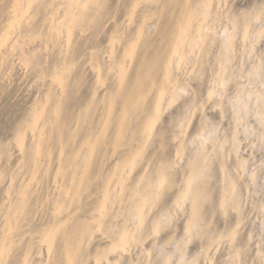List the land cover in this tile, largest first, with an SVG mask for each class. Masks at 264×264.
Masks as SVG:
<instances>
[{
  "label": "bare ground",
  "instance_id": "obj_1",
  "mask_svg": "<svg viewBox=\"0 0 264 264\" xmlns=\"http://www.w3.org/2000/svg\"><path fill=\"white\" fill-rule=\"evenodd\" d=\"M246 1L0 0V128L2 95L23 103L0 135V264H244L258 175L236 123L263 128L264 67L225 93L264 35Z\"/></svg>",
  "mask_w": 264,
  "mask_h": 264
},
{
  "label": "rangeland",
  "instance_id": "obj_2",
  "mask_svg": "<svg viewBox=\"0 0 264 264\" xmlns=\"http://www.w3.org/2000/svg\"><path fill=\"white\" fill-rule=\"evenodd\" d=\"M252 1H254V2H256V3H259V2H264V0H252ZM252 1H246L247 2V5H249V3L250 2H252ZM220 26V25H219ZM256 45V47L254 46V50L251 52V54L250 55H248V54H245V55H239V57L237 56L236 58H235V60H234V62H233V70L236 72V77H235V80H237L236 82H234V83H236V85L234 84V87L232 86L231 87V89H227V92L225 93L226 95H225V99H226V96L229 98H232L234 95V93L236 94V92L237 91H235V90H237L238 89V86H237V84L239 83V82H241V83H243V81H245V83L247 82L246 80H247V74L245 73V72H247V69H248V66L250 65H253V66H257V65H259V66H261V67H264V35L262 36V38L255 44ZM234 66H236V67H234ZM242 67H243V69H242ZM238 68H240V69H242L241 70V75L239 74V71L238 70H240V69H238ZM208 72V71H207ZM237 72H238V74H237ZM205 73V72H204ZM204 76H206V77H210V73L208 72L206 75L204 74L203 75V78H204ZM206 77L204 78V80L202 81L203 82V84H204V82H205V79H206ZM209 77L207 78V79H209ZM202 78V79H203ZM208 83H209V81L208 80H206ZM239 81V82H238ZM207 82H205V83H207ZM244 83V84H245ZM207 85V84H206ZM205 85V86H206ZM203 87L204 89L206 88V87ZM236 86V87H235ZM191 88H192V86H191ZM229 88H230V86H229ZM203 89V90H204ZM12 91V90H11ZM193 91H194V88H193ZM234 91V92H233ZM12 92H14V90L12 91ZM12 92H10L9 93V91H8V94L7 93H4L5 95H2V97H1V107H2V105H4V103H6V106H7V109H6V107L4 106V108L2 107V112H3V110L5 111V112H3L4 113V115H3V113H1V115H2V117H1V126H2V128H0V129H2L0 132V135H1V140H2V138H4L3 140L6 142V140L8 139L9 140V136H10V131H9V133H6L7 131H8V126H11L12 125V123H13V120H15L16 119V116L18 115V113L16 112V110H17V108H18V104L17 103H20V101L16 98V94H15V92H14V96L15 97H12L13 96V93ZM7 94V95H6ZM10 94V95H9ZM230 95V96H229ZM11 97V98H10ZM13 99L14 100V102H16V104H17V106H15L16 104L14 103H12L11 102V100L9 101V99ZM228 98H227V100H228ZM4 99H7L8 100V102H6ZM12 100V101H13ZM227 102V101H226ZM224 103V105H225V102H223ZM228 103V102H227ZM226 103V104H227ZM12 104V105H11ZM229 105V104H228ZM13 106H15V107H13ZM20 106H22V108H23V103H21L20 104ZM19 106V107H20ZM214 106V105H213ZM217 106V105H216ZM213 107V108H220L219 106H217V107ZM225 107H226V105H225ZM10 108V109H9ZM11 108H12V110H11ZM229 108V107H228ZM227 108V109H228ZM225 109V111H222V113H224V114H222V116H223V118L221 117V120H220V122H219V119L218 118H213L214 120V122H216V125H218L219 123H221L222 122V119H223V121L224 122H226V123H221V125H219L218 126V128H219V131H217V133L219 134H221L222 133V135H223V133H226V132H228V129L230 128V125H232V124H230L232 121H231V117H230V114H231V110H227L226 111V108H224ZM223 109V110H224ZM230 109V108H229ZM10 110H11V112H10ZM18 110H19V108H18ZM17 110V111H18ZM22 109H20V111H21ZM216 110H219V109H216ZM7 111H9V112H7ZM19 111V112H20ZM13 112V113H12ZM7 113V114H6ZM17 113V115L15 116V114ZM10 115H12V116H10ZM13 115L15 116L14 117V119L12 120V122H11V119L13 118ZM224 115L226 116V118L224 117ZM5 117V119L4 120H2L4 117ZM250 116V117H249ZM248 117L249 118H247V119H241V120H239V122L237 121V123H236V127H237V129L239 130V140L241 141V143L239 142V144H240V146L239 147H241L239 150V155H242L244 158H247V169L249 170V171H257L256 173H257V175H258V179H257V187H253L254 189H252V188H249V189H252L251 191L249 190H247V192L249 193V195H246L245 194V196H248V199H246L247 197H245V196H243L244 198V200H246V202L243 200V202H245V206L243 205V208L244 207H246V209L244 208L243 210H242V217L244 218L243 220H244V222H242L243 223V225H242V231H243V240L241 241L242 242V244H241V242H240V244H241V246L245 243V242H247V241H249V240H247V241H245L244 242V240H246V239H249V238H245L244 237V235L246 234V237L247 236H249L250 237V241L249 242H247L248 244H250L251 245V247H250V245H249V251H248V248H247V250L246 251H248L247 252V254H245V258H244V264H254L255 263V261H254V257L255 256H253L254 254H253V252L255 253V250L257 249V248H259L260 250H262L263 249V251H264V228H262L261 226H260V222H262L263 220H264V215H262V214H264V213H262V214H260V212L259 211H257L258 209H256V207H257V205H258V202H260L261 204H263V201H264V138L263 139H260L258 136H256V134H260V132L262 131L263 132V134H264V126H263V128L262 127H258V125H257V123H255L256 121H255V119H253L252 117L253 116H251V115H249ZM10 118V121H8L9 120V118ZM7 118V119H6ZM218 119V120H217ZM218 121V123H217V121ZM5 121V122H4ZM213 121H210V122H212V123H214ZM231 121V122H230ZM246 121L247 122H249V124H250V121H251V124L255 127L254 128V130L252 129V131H253V133H249V135H248V133H247V135L245 134V133H243L242 132V129H243V123L245 124L246 123ZM3 122V123H2ZM7 122V123H6ZM9 122V123H8ZM254 122V123H253ZM239 123V124H238ZM230 124V125H229ZM256 124V125H255ZM224 125V126H223ZM4 126H6V127H4ZM221 126H222V128H221ZM224 127L226 128L225 129V131L226 132H224ZM257 127V128H256ZM5 128H7V129H5ZM10 128V127H9ZM3 129H5V130H3ZM11 129V128H10ZM259 131H257V130ZM262 129V130H261ZM241 130V131H240ZM5 132V133H4ZM3 136V137H2ZM6 137H8V138H6ZM6 139V140H5ZM2 140V141H3ZM1 141V142H2ZM3 141V142H4ZM247 156V157H246ZM249 157V158H248ZM248 170H246V174L247 173H249V171ZM246 176H248V175H246ZM246 176H244V177H246ZM247 178V177H246ZM246 178H244L245 180H246ZM243 179V180H244ZM247 181V180H246ZM250 187V186H249ZM253 190H256V191H254L253 192ZM251 192V193H250ZM253 193V194H252ZM251 196V197H250ZM254 197V198H253ZM251 199V200H250ZM253 199H254V201H253ZM257 201V202H256ZM251 202V203H250ZM255 203H257V205L255 204V206H254V204ZM248 205V207H247V205ZM252 204V205H251ZM251 205V206H250ZM255 207V208H254ZM245 210H246V212H245ZM259 212V213H258ZM242 220V221H243ZM261 227V228H260ZM173 232H175V234H176V230L175 231H173ZM172 231H170V235L173 233ZM179 232L180 231H178V233L176 234L177 235V237L180 235L179 234ZM166 234H168V233H166ZM165 233L161 236V238L159 239V246L161 247L163 244H164V246H165V248H170V245L169 244H167V245H169L168 247L166 246V244H165V239H166V235ZM168 234V235H169ZM165 235V236H164ZM169 235V236H170ZM164 236V237H163ZM162 241V242H161ZM244 242V243H243ZM251 242V243H250ZM160 244H162V245H160ZM196 245H198L199 246V244H196V243H194L193 245L191 244L190 245V249L189 250H191V251H189L190 252V254H189V256L190 257H192V255H194V254H196L197 256L201 253H199V251L198 250H202V249H200V247L201 246H199V248H198V246H196ZM245 245H247L246 243H245ZM193 248H192V247ZM248 246V245H247ZM247 246H242V248H244V249H246V247ZM256 246H258V247H256ZM256 247V249L254 250L253 248H255ZM193 249V250H192ZM148 250V249H147ZM150 250V249H149ZM148 250V251H149ZM254 250V251H253ZM153 252V253H152ZM150 253H152L151 255L153 256V254H155L156 252L152 249V251H150ZM135 255L137 254V253H134ZM133 254V263H135V261L134 260H136L135 258V255ZM138 255H142V253L140 254H138ZM150 255V260L152 259V256ZM195 255V256H196ZM137 256V255H136ZM142 257V256H141ZM156 257V256H155ZM194 257V256H193ZM137 258H139V257H137ZM248 258V259H247ZM252 259H253V261H252ZM153 260V259H152ZM156 260V259H155ZM154 260V261H155ZM218 262H219V260H218ZM153 263V261L152 262H150V264H152ZM155 263H156V261H155ZM155 263H153V264H155ZM220 263V262H219ZM157 264V263H156ZM158 264H159V262H158Z\"/></svg>",
  "mask_w": 264,
  "mask_h": 264
}]
</instances>
